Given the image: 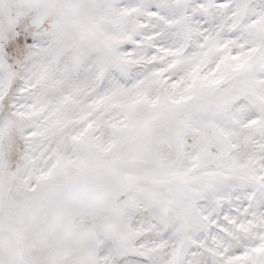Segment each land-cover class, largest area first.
I'll list each match as a JSON object with an SVG mask.
<instances>
[{
  "label": "snow or ice",
  "instance_id": "1",
  "mask_svg": "<svg viewBox=\"0 0 264 264\" xmlns=\"http://www.w3.org/2000/svg\"><path fill=\"white\" fill-rule=\"evenodd\" d=\"M0 264H264V0H0Z\"/></svg>",
  "mask_w": 264,
  "mask_h": 264
}]
</instances>
